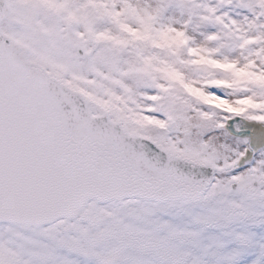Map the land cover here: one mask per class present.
<instances>
[{"label": "snow or ice", "instance_id": "obj_1", "mask_svg": "<svg viewBox=\"0 0 264 264\" xmlns=\"http://www.w3.org/2000/svg\"><path fill=\"white\" fill-rule=\"evenodd\" d=\"M0 264H264V0H0Z\"/></svg>", "mask_w": 264, "mask_h": 264}]
</instances>
